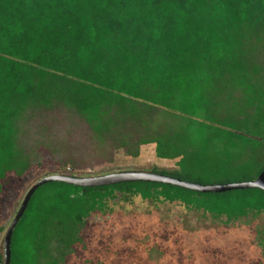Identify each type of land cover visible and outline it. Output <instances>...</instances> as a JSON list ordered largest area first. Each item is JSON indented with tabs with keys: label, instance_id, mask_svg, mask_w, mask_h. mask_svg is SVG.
Returning <instances> with one entry per match:
<instances>
[{
	"label": "trees",
	"instance_id": "obj_1",
	"mask_svg": "<svg viewBox=\"0 0 264 264\" xmlns=\"http://www.w3.org/2000/svg\"><path fill=\"white\" fill-rule=\"evenodd\" d=\"M57 112L86 123L103 151L137 158L150 144L177 159L152 172L255 180L264 171V0H0V191L8 174L32 168L26 137ZM137 196L227 224L264 214L261 188L52 181L14 230L11 264H75L88 218Z\"/></svg>",
	"mask_w": 264,
	"mask_h": 264
},
{
	"label": "rangeland",
	"instance_id": "obj_2",
	"mask_svg": "<svg viewBox=\"0 0 264 264\" xmlns=\"http://www.w3.org/2000/svg\"><path fill=\"white\" fill-rule=\"evenodd\" d=\"M57 112L46 131L33 128L27 138L37 159L23 177L7 175L0 191V252L4 236L33 183L54 173L92 176L120 170L173 169L177 159L157 157L154 145H143L137 158L124 151H103L81 120ZM40 139L42 144H36ZM35 144V146H34ZM107 213L88 218L75 264H264V214L233 223L188 210L179 202H153L140 196L110 203ZM73 257V256H72Z\"/></svg>",
	"mask_w": 264,
	"mask_h": 264
},
{
	"label": "water",
	"instance_id": "obj_3",
	"mask_svg": "<svg viewBox=\"0 0 264 264\" xmlns=\"http://www.w3.org/2000/svg\"><path fill=\"white\" fill-rule=\"evenodd\" d=\"M52 181H61L70 184H75L79 186H101V185H111L122 182H132V181H154L161 183H168L177 186H182L196 191L202 192H221L233 189H245V188H261L264 190V171L255 179L251 181L244 182H231L226 184H199L191 181H185L172 176L164 175L161 173H155L150 171H139V170H122L110 172L102 175H92V176H74L54 173L51 175H46L41 179L37 180L31 185L27 191L18 211L11 220L7 227L4 236V252H3V262L2 264H11L12 259V237L14 230L19 223L21 217L23 216L29 201L37 190L43 184Z\"/></svg>",
	"mask_w": 264,
	"mask_h": 264
},
{
	"label": "flooded vegetation",
	"instance_id": "obj_4",
	"mask_svg": "<svg viewBox=\"0 0 264 264\" xmlns=\"http://www.w3.org/2000/svg\"><path fill=\"white\" fill-rule=\"evenodd\" d=\"M120 171H122V170H120ZM150 172H152V171H150Z\"/></svg>",
	"mask_w": 264,
	"mask_h": 264
},
{
	"label": "crops",
	"instance_id": "obj_5",
	"mask_svg": "<svg viewBox=\"0 0 264 264\" xmlns=\"http://www.w3.org/2000/svg\"><path fill=\"white\" fill-rule=\"evenodd\" d=\"M1 235V234H0Z\"/></svg>",
	"mask_w": 264,
	"mask_h": 264
}]
</instances>
